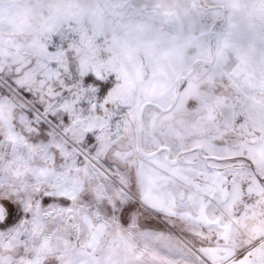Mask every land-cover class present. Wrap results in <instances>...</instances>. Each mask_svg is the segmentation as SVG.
I'll return each mask as SVG.
<instances>
[{
  "label": "snow or ice",
  "instance_id": "6c2138e0",
  "mask_svg": "<svg viewBox=\"0 0 264 264\" xmlns=\"http://www.w3.org/2000/svg\"><path fill=\"white\" fill-rule=\"evenodd\" d=\"M71 32L54 36L46 55L27 53L0 61V248L23 264L32 259L31 237L44 215L67 213L94 227L135 226L170 243L155 250L163 264H216L206 253L221 241L213 233L231 200L264 194V176L253 169L237 183L213 160L236 163L224 144L214 155L196 147H147L145 113L117 91L114 75L93 74L90 52ZM187 85H181L183 91ZM158 166L166 174L154 175ZM211 177L220 184L201 180ZM258 187L260 193L254 191ZM158 189L176 202L168 211L150 195ZM239 218L238 216L236 217ZM191 253L184 257L183 253ZM264 261V236L218 259L222 264ZM0 264H8L0 257ZM53 264H61L57 257ZM69 264H86L77 258Z\"/></svg>",
  "mask_w": 264,
  "mask_h": 264
},
{
  "label": "rangeland",
  "instance_id": "374dc122",
  "mask_svg": "<svg viewBox=\"0 0 264 264\" xmlns=\"http://www.w3.org/2000/svg\"><path fill=\"white\" fill-rule=\"evenodd\" d=\"M29 1L47 8L46 15L55 8L52 24L65 23L56 35L73 33L75 46L90 52L88 67L93 74L114 75L117 91L141 110L149 102L170 107L178 78L196 63L213 60L181 83L187 86L171 111L145 109L146 146H199L212 156L211 145L224 143L226 155L237 162L213 164L230 163L235 168L229 172L236 177L264 166V0ZM100 51L108 56L99 58ZM153 167L154 175L166 174ZM152 191L156 202L164 205L168 196ZM176 207L172 200L168 211ZM5 214L0 208V221ZM67 216L41 214L30 238L32 259L25 257L23 264H53L54 257L61 264L77 258L86 264H163L155 250L168 246L166 238L135 226L94 227L79 216L70 224ZM221 229L216 236L224 243ZM0 257L8 264H21L9 255L7 245L0 248ZM254 259L264 264L258 254Z\"/></svg>",
  "mask_w": 264,
  "mask_h": 264
},
{
  "label": "crops",
  "instance_id": "0c3cea01",
  "mask_svg": "<svg viewBox=\"0 0 264 264\" xmlns=\"http://www.w3.org/2000/svg\"><path fill=\"white\" fill-rule=\"evenodd\" d=\"M52 9V14L46 15L47 8L31 3L29 0H0V61L14 60L25 53L33 59L45 57V46L56 36L59 27L65 25L63 22L52 24L55 8ZM55 11L57 10L55 9ZM233 168L235 167L229 163L226 167L222 165L219 170L229 172V169ZM255 170L264 176V166L257 165ZM233 176L237 183H241L249 178L250 173L240 174V177H236L233 173ZM205 182L214 183L213 190L220 191V184L212 181L211 177L201 180V184ZM152 190L156 191L157 189L153 188ZM254 191L260 193L256 186H254ZM150 195L153 197V191ZM172 200L171 198L169 201V197L165 199L163 206L166 210ZM223 216L224 218L214 225L213 233L217 235L220 230L218 228H222L226 239H224V243L216 244L206 253L212 258H216V264H222L218 259L220 256L228 255L233 249L240 248L264 235V194L252 195L246 203L236 196L231 200L230 206ZM217 237L221 240L220 235Z\"/></svg>",
  "mask_w": 264,
  "mask_h": 264
},
{
  "label": "water",
  "instance_id": "95a60500",
  "mask_svg": "<svg viewBox=\"0 0 264 264\" xmlns=\"http://www.w3.org/2000/svg\"><path fill=\"white\" fill-rule=\"evenodd\" d=\"M209 64H212V62H210ZM194 71H195V68L192 69L189 73H187V74L185 75V77H179V78H178V80H177V87H176V93H175V97H174V101H173V103H172V105H171L170 107H168V108H163V107H161L160 105H158V104H156V103L149 102V103H146V104L143 106L142 111L144 112L145 109H146L148 106H154V107L160 109V110L163 111V112H169V111H171V110L174 108V106L176 105V103H177V101H178V99H179V96H180V87H181L182 79H183V78H188L191 74H193Z\"/></svg>",
  "mask_w": 264,
  "mask_h": 264
},
{
  "label": "flooded vegetation",
  "instance_id": "af4514ba",
  "mask_svg": "<svg viewBox=\"0 0 264 264\" xmlns=\"http://www.w3.org/2000/svg\"><path fill=\"white\" fill-rule=\"evenodd\" d=\"M214 7H216V8H221L222 11L224 12V7H222V6H220V5H216V6H214ZM210 62H212V64H213L214 61H213V60H211V61L203 60V61H200V62L196 63L195 67L192 68V69L195 68V71L193 72V74L196 72V69H197L199 66H201L202 64H208V65H210V64H209ZM192 69H191V70H192ZM191 70H190V71H191ZM190 71H189V72H190ZM189 72H188V73H189ZM193 74H191L188 78H190ZM181 77H185V75H184V76H181ZM188 78H183V79H182V82H183L185 79H188ZM182 82H181V83H182ZM173 101H174V100H173ZM177 102H178V101H177ZM176 104H177V103H176ZM171 105H172V104H171ZM175 106H176V105H175ZM175 106H174V107H175ZM196 148H197V149H202V147H199V146L196 147Z\"/></svg>",
  "mask_w": 264,
  "mask_h": 264
},
{
  "label": "built area",
  "instance_id": "2783aa9c",
  "mask_svg": "<svg viewBox=\"0 0 264 264\" xmlns=\"http://www.w3.org/2000/svg\"><path fill=\"white\" fill-rule=\"evenodd\" d=\"M96 43H97L98 45H100V44L102 43V40L99 39ZM96 52H98V51H96ZM107 56H108V55H107V52H105V51H100V53H99V55H98V57L101 58V59H104V58H106Z\"/></svg>",
  "mask_w": 264,
  "mask_h": 264
}]
</instances>
